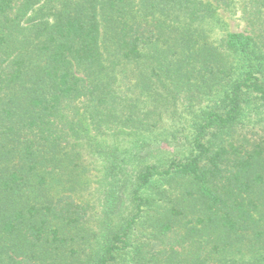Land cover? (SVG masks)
Listing matches in <instances>:
<instances>
[{
    "label": "trees",
    "instance_id": "obj_1",
    "mask_svg": "<svg viewBox=\"0 0 264 264\" xmlns=\"http://www.w3.org/2000/svg\"><path fill=\"white\" fill-rule=\"evenodd\" d=\"M220 11L250 32L217 37ZM257 113L264 0H0V264H264ZM168 122L169 164L83 196L97 136Z\"/></svg>",
    "mask_w": 264,
    "mask_h": 264
},
{
    "label": "rangeland",
    "instance_id": "obj_2",
    "mask_svg": "<svg viewBox=\"0 0 264 264\" xmlns=\"http://www.w3.org/2000/svg\"><path fill=\"white\" fill-rule=\"evenodd\" d=\"M219 16L222 24H220V27L218 29H216L217 37L223 36V34H225L227 30L230 32H250V27L248 26L247 21H245L240 11L233 13L220 11ZM260 118V113H257L255 119L260 121L257 124L258 129L256 131L259 133L260 124L264 126V120ZM245 124H247V129L251 130V126L253 123L247 120ZM172 128L173 124L171 122L166 123V125L162 129H159V131L155 133V136L151 135L148 136L150 138H147V140L140 141V149L133 152L131 151V146L133 145L134 141H139L140 138H136V136L132 134L133 130L131 129L112 130L108 131L106 136H97V141L103 142L104 146L107 148L105 150H116V152H94L91 151V147L89 148V146H86L84 164L87 168V171L84 175V190L81 192L83 196L93 205L95 204L96 207L97 205L99 206L98 200L102 201L105 198V194L107 193V191L111 189H114L116 191L121 190L122 194L127 197L134 183V173L138 171L137 168L139 166L144 164L165 166L169 164V162L175 157V155H177L176 153H173L172 148L170 147V145H167L166 142L169 140L167 135L171 133ZM185 149H187V147L184 149L182 148L179 152L183 157L187 156ZM135 152H138L139 156L134 157L132 164L128 165L129 168L122 169L119 177L112 178L111 174L107 176L106 168L108 166H115L113 165V162L117 160L115 158H117L118 155V158L125 159L128 157V154H132ZM146 154H148V156H146ZM120 165L116 169L115 176L117 175ZM118 178L120 180L123 178V180L120 181V185L113 181L114 179H116V181H119ZM125 181H127L126 184ZM110 182H114L115 186H111ZM125 209L126 211H129V209L126 208V205L121 211L124 214H127Z\"/></svg>",
    "mask_w": 264,
    "mask_h": 264
}]
</instances>
